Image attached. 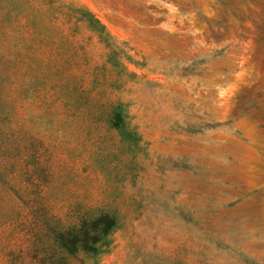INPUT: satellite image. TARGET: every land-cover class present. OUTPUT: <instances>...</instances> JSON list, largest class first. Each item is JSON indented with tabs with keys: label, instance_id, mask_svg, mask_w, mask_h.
<instances>
[{
	"label": "rangeland",
	"instance_id": "obj_1",
	"mask_svg": "<svg viewBox=\"0 0 264 264\" xmlns=\"http://www.w3.org/2000/svg\"><path fill=\"white\" fill-rule=\"evenodd\" d=\"M102 212L67 264H264V0H0V264Z\"/></svg>",
	"mask_w": 264,
	"mask_h": 264
},
{
	"label": "trees",
	"instance_id": "obj_2",
	"mask_svg": "<svg viewBox=\"0 0 264 264\" xmlns=\"http://www.w3.org/2000/svg\"><path fill=\"white\" fill-rule=\"evenodd\" d=\"M87 15L89 23L96 24L94 28L104 33L105 26L90 12ZM117 118L115 119L122 120L120 115ZM116 225L117 221L111 214L102 212L72 226L54 229L50 238L53 245H56V250L53 252L45 251L41 255H31L32 248L28 246L25 250L20 249L18 257L22 260L31 258V262H36V264H67L68 256L74 255L80 250H95V246L107 238Z\"/></svg>",
	"mask_w": 264,
	"mask_h": 264
}]
</instances>
